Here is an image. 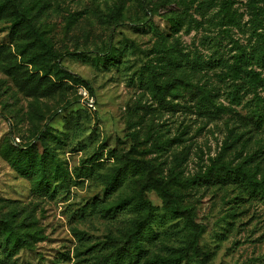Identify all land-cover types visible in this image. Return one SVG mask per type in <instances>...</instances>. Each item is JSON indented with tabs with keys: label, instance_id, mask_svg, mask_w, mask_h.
Masks as SVG:
<instances>
[{
	"label": "rangeland",
	"instance_id": "obj_1",
	"mask_svg": "<svg viewBox=\"0 0 264 264\" xmlns=\"http://www.w3.org/2000/svg\"><path fill=\"white\" fill-rule=\"evenodd\" d=\"M205 1H8L0 15V264H264V198L240 180L264 177V124L251 117L247 79L236 82V104L224 76L232 39L264 75L253 16L254 4L264 31V0H234L237 20L227 25L222 0ZM17 11L55 58L31 60L33 33L13 25ZM27 147L35 169L44 155L46 193L37 173L19 166ZM175 200L182 213L171 210Z\"/></svg>",
	"mask_w": 264,
	"mask_h": 264
},
{
	"label": "trees",
	"instance_id": "obj_2",
	"mask_svg": "<svg viewBox=\"0 0 264 264\" xmlns=\"http://www.w3.org/2000/svg\"><path fill=\"white\" fill-rule=\"evenodd\" d=\"M9 0H0V15L4 12L7 3ZM213 0L205 1L206 6L211 3ZM233 2L234 0H222L220 2V13H221V23L223 25L227 24H234L236 22V14L233 10ZM204 3V2H203ZM172 4V3H171ZM170 5V4H169ZM253 16H254V23L255 25V31L257 32V39H258V47H259V54L256 56L257 59L261 60L262 63H264V31H258L260 27L258 25L262 24L260 19V13L258 12V9L256 8V5L253 4ZM27 17L20 11L16 12V17L13 20V25L15 27H21L23 28L22 31H26V29H29L30 32L33 33V39L29 40L31 42V46L33 48L40 47L41 51H37V49L32 48L31 51V60L34 62H37V59H47L48 57H56V54L54 52V49L50 47L45 41L41 39H37V31L35 29V26L30 21H27ZM35 37V38H34ZM233 45L236 48V53L234 54L233 61L231 63H227L228 71H226L224 76H228L233 84V89L230 91L231 100L234 101V103L239 104L242 100V96L240 93V87L238 83H236L241 78H246L249 86L254 93L253 97V107L251 109V117L254 120V122L257 125L262 126L264 124V95H260L258 93V89L260 87L264 86V75L261 73L260 70L250 66V60L253 58V53L248 50L247 46H244L239 41L232 39ZM37 43V44H36ZM37 45V46H35ZM23 52L27 51L29 47H22L21 48ZM45 54V55H44ZM55 67L61 71L64 75L68 77H73V75L66 71L62 70L60 65L58 63H55ZM40 68V67H39ZM262 68H264V64L262 65ZM202 99L211 102L210 94L207 92H204L202 95ZM209 103H203V105L206 106L207 109H209ZM217 110L225 109V107H216ZM208 112H211L212 114H215V111L207 110ZM37 156L34 153L32 147H27L21 151V155L19 156V163L20 167L24 171V173H27L29 175L36 174V186L40 190V192H48L50 189L51 181L49 180V176L47 174V165L44 158V155L39 158V166L37 169H35V165L37 164ZM213 168V169H212ZM211 170H213L216 177L219 178H225L226 175L221 173L219 169H214V167H211ZM119 174H114L110 177V180L108 182V186L112 189L116 186ZM208 177V176H207ZM232 178H235L233 176ZM247 181V185L249 186V191L253 196H261L264 198V177L258 181L256 179L246 178L245 176L240 178ZM143 205L148 206L147 201L143 200ZM129 203V199H122L120 200L117 205H115L114 209L115 211L125 206ZM171 210L175 211L176 213H182L183 210L179 206L178 202L175 200L173 201V205L171 207ZM136 232H139V229L136 230ZM138 243V245H137ZM136 245L138 246V254L142 250L141 245H139V242H136ZM139 256V255H137ZM171 264V263H170Z\"/></svg>",
	"mask_w": 264,
	"mask_h": 264
}]
</instances>
